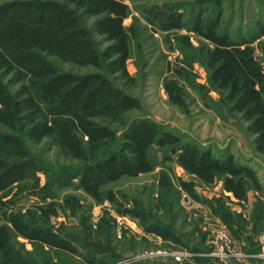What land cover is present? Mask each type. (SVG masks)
I'll use <instances>...</instances> for the list:
<instances>
[{
	"label": "trees",
	"instance_id": "1",
	"mask_svg": "<svg viewBox=\"0 0 264 264\" xmlns=\"http://www.w3.org/2000/svg\"><path fill=\"white\" fill-rule=\"evenodd\" d=\"M212 8L207 17L198 14L187 26L176 6L150 7L142 18L156 33L186 29L209 44L204 60L207 83L228 112L245 124L254 152L264 155V78L252 66L248 51L252 43L220 31L219 4ZM129 14L125 0H0V194L20 184L38 189L39 175L44 174L45 186L36 193L40 198L52 196L57 182L69 178L79 191L101 202L104 187L153 172L149 156L153 147H177L176 163L186 174L204 185L221 178L224 190L236 199L242 197L241 179L258 189L254 171L230 154L216 158L209 149L183 142L146 118L127 121L129 112L140 110L139 101L109 77L124 87L134 84L126 69L130 35L123 24ZM83 19H94L90 28ZM46 56L98 72L83 76L60 72ZM5 80L20 87L11 93ZM46 141L78 166L50 172L31 149ZM220 213L219 218L227 221L224 208ZM144 232L181 243L167 225L150 223ZM18 238L72 257L79 252L101 256L111 250V239L97 241L90 227H85L82 238L50 232L29 235L0 213V264H31L19 249Z\"/></svg>",
	"mask_w": 264,
	"mask_h": 264
},
{
	"label": "rangeland",
	"instance_id": "2",
	"mask_svg": "<svg viewBox=\"0 0 264 264\" xmlns=\"http://www.w3.org/2000/svg\"><path fill=\"white\" fill-rule=\"evenodd\" d=\"M125 4L130 12L123 24L130 35L126 69L134 84L124 87L115 77L109 78L139 101L140 110L129 112L127 121L146 118L183 142L209 149L216 158L230 154L254 171L259 187L255 189L248 180L241 179L238 184L242 197L236 199L224 190L221 178L204 185L176 163L177 147H153L149 152L153 172L104 187L101 202L87 197L69 178L57 182L52 196L40 198L36 193L46 182V176L40 174L38 189L20 184L0 194L1 215L29 235L50 232L82 238L85 227H90L97 241L111 239V250L101 256L79 252L80 256L72 257L18 238L19 249L31 264H123L132 257L156 253L161 257L132 264H264V240L260 242L264 230V155L254 152L245 124L228 112L221 96L207 83L204 60L211 47L186 29L156 33L142 18L143 11L150 7L176 6L187 26L198 14L207 17L212 6L219 4L220 31L233 39L251 41L248 51L252 66L264 78V38H260L264 0H125ZM93 21L82 20L86 28ZM94 40L99 43L98 38ZM46 59L60 72L79 76L98 72L93 67L61 63L54 57ZM8 81H4L6 85ZM8 87L14 93L20 85ZM31 149L50 172L78 166L48 141ZM172 185L177 188L174 190ZM222 208L227 221L220 219ZM173 214L177 219H171ZM150 223L173 229L181 239L180 245L145 233ZM218 228L224 229L232 241V256L223 259L212 256L213 235ZM186 253L191 258L181 262L172 257Z\"/></svg>",
	"mask_w": 264,
	"mask_h": 264
},
{
	"label": "built area",
	"instance_id": "3",
	"mask_svg": "<svg viewBox=\"0 0 264 264\" xmlns=\"http://www.w3.org/2000/svg\"><path fill=\"white\" fill-rule=\"evenodd\" d=\"M119 226L122 227L123 223L120 222L118 223ZM214 245H215V252L212 254L213 257L215 258H219V259H223V258H227L232 256V241L229 237V235L227 234V232L224 229H216V231L214 232ZM161 253H156V254H150V255H146V256H135L132 257L131 259H128L126 261L123 262V264H132L133 262H137V261H145V260H150L151 258H155V257H161L160 256ZM171 255V254H169ZM166 256V255H165ZM173 258H175L176 262H181L182 260L185 259H190L191 255L189 254H178V255H173Z\"/></svg>",
	"mask_w": 264,
	"mask_h": 264
},
{
	"label": "crops",
	"instance_id": "4",
	"mask_svg": "<svg viewBox=\"0 0 264 264\" xmlns=\"http://www.w3.org/2000/svg\"><path fill=\"white\" fill-rule=\"evenodd\" d=\"M191 206V205H190ZM264 228V227H263ZM264 240V230H263V232H262V234H261V236H260V242H262ZM263 243V242H262ZM262 251H263V249H262Z\"/></svg>",
	"mask_w": 264,
	"mask_h": 264
}]
</instances>
